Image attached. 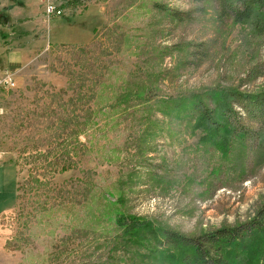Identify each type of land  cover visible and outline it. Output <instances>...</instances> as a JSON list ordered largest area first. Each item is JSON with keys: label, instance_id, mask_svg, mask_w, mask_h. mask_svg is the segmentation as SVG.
Here are the masks:
<instances>
[{"label": "rangeland", "instance_id": "obj_1", "mask_svg": "<svg viewBox=\"0 0 264 264\" xmlns=\"http://www.w3.org/2000/svg\"><path fill=\"white\" fill-rule=\"evenodd\" d=\"M53 1L61 15L42 0H0L7 34L5 9L43 19L25 64L8 71L15 86L0 87V158L17 185L0 212V264H159L134 236L115 243L111 209L187 234L251 217L264 164L241 173L236 150L221 157L169 106L210 89L263 88L250 27L221 21L211 0ZM191 43L205 52L194 57Z\"/></svg>", "mask_w": 264, "mask_h": 264}, {"label": "trees", "instance_id": "obj_2", "mask_svg": "<svg viewBox=\"0 0 264 264\" xmlns=\"http://www.w3.org/2000/svg\"><path fill=\"white\" fill-rule=\"evenodd\" d=\"M211 1L219 7L221 21L230 19L248 25L252 40L264 50V0ZM164 9L178 20L194 18L192 10ZM193 45L199 44H190ZM204 47L200 44L190 54L197 57L199 52H205ZM169 106L178 118L195 121L205 133L202 139L216 145L221 157L230 159L236 150L240 156L232 166L241 173L253 172L264 164V87L248 91L210 89L176 97ZM109 214L114 216L115 243L120 244L124 235L134 236L133 243L148 248L150 258L159 264H264V200L246 220L199 234L163 227L117 209H111Z\"/></svg>", "mask_w": 264, "mask_h": 264}, {"label": "crops", "instance_id": "obj_3", "mask_svg": "<svg viewBox=\"0 0 264 264\" xmlns=\"http://www.w3.org/2000/svg\"><path fill=\"white\" fill-rule=\"evenodd\" d=\"M5 3H2L4 5ZM9 8V7H7ZM21 8L16 9L11 7L5 9L4 27L8 26L9 33L0 30L1 45H0V68L1 63L7 71L13 72L20 69L28 59L29 46L31 43L30 32L42 25L43 19L37 17V13H29L28 15L20 16ZM35 17V19H32ZM23 18L24 20L20 19ZM20 21V22H18ZM4 28V29H5ZM6 30V29H5ZM8 41L12 42L15 48H8ZM15 173L10 164L0 158V212L7 207L14 197V190L17 193L15 184Z\"/></svg>", "mask_w": 264, "mask_h": 264}, {"label": "built area", "instance_id": "obj_4", "mask_svg": "<svg viewBox=\"0 0 264 264\" xmlns=\"http://www.w3.org/2000/svg\"><path fill=\"white\" fill-rule=\"evenodd\" d=\"M43 3H45V11L48 16L50 15H61L62 9H60L53 0H42ZM15 86V79L13 77V74L4 71L0 74V87L3 88H12Z\"/></svg>", "mask_w": 264, "mask_h": 264}]
</instances>
